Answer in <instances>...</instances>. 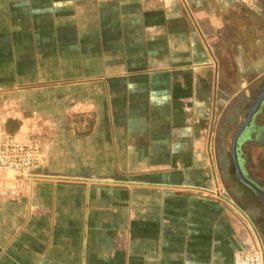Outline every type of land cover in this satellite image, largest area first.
<instances>
[{
	"label": "crops",
	"instance_id": "1",
	"mask_svg": "<svg viewBox=\"0 0 264 264\" xmlns=\"http://www.w3.org/2000/svg\"><path fill=\"white\" fill-rule=\"evenodd\" d=\"M232 1L0 0V130L43 156L20 198L0 196V264H235L254 248L248 192L214 154L219 112L264 65Z\"/></svg>",
	"mask_w": 264,
	"mask_h": 264
},
{
	"label": "rangeland",
	"instance_id": "2",
	"mask_svg": "<svg viewBox=\"0 0 264 264\" xmlns=\"http://www.w3.org/2000/svg\"><path fill=\"white\" fill-rule=\"evenodd\" d=\"M232 2H234L233 5L229 6L228 4H223L220 5V7H222L223 11L226 12L231 10L236 11L235 15L237 18L230 20L234 25L244 26L248 24L251 28H255L252 30L249 37L250 44L262 48V41L264 40V7L259 6L257 0H233ZM237 10H240V18H238ZM247 18H249V20H247ZM259 31H262V33L260 34ZM263 52V49H261V51L257 50L259 55L260 53L263 54ZM258 65L255 66V78L259 80L245 83L248 97L240 96L235 98L232 106H228V104L218 114V116L220 115L219 123L223 122L224 126H226L228 129H226V131H222L223 135L218 134V131H216L214 134V138H222L221 141L217 140L215 142L214 154H222L226 158L229 156L231 149L230 145L232 142L231 140L234 136L233 134H235L236 130L242 124L244 116L254 102L258 92L264 88V65ZM236 110H239L238 121L236 119ZM251 131L254 132L251 134L254 139H250L249 136L245 139L243 142L242 153H244L247 158L251 176L264 189V103L252 121ZM222 164L226 170H230V166L227 161L223 162ZM249 218L252 217L250 216ZM255 218L256 220H253V223L250 222L249 224L255 235L256 242L262 244L264 247V228L261 224L259 225L257 216H255Z\"/></svg>",
	"mask_w": 264,
	"mask_h": 264
},
{
	"label": "built area",
	"instance_id": "3",
	"mask_svg": "<svg viewBox=\"0 0 264 264\" xmlns=\"http://www.w3.org/2000/svg\"><path fill=\"white\" fill-rule=\"evenodd\" d=\"M42 162L43 156L36 144L22 143L15 135L0 130V196L7 200L20 198ZM8 174L11 177H6ZM234 263L264 264V247L256 242L253 249L238 251Z\"/></svg>",
	"mask_w": 264,
	"mask_h": 264
},
{
	"label": "flooded vegetation",
	"instance_id": "4",
	"mask_svg": "<svg viewBox=\"0 0 264 264\" xmlns=\"http://www.w3.org/2000/svg\"><path fill=\"white\" fill-rule=\"evenodd\" d=\"M257 3L259 6L264 7V0H257ZM252 123L251 126L244 132L242 135L240 141H239V146H238V156L234 159L231 156V149H230V157L228 160L229 166H230V171L232 172L233 176L235 177L236 181L238 182V185L242 189H246L248 194L245 196L244 192H238L236 194L237 198H239L240 201L243 203L248 204L249 211H252L255 216H257V220L259 225L261 224L264 228V203L262 199L259 197V195L245 182H252L262 190V186L256 182V180L251 176L249 170L250 168L248 167V161L243 151V142L245 139L249 136L250 139H254V137L251 135L254 132L251 131ZM221 164L220 169L223 170V173L226 171L225 167L222 166ZM238 171L241 172V175L238 174ZM244 180V181H243ZM247 197L251 198L250 202H247ZM252 204V205H251ZM255 206V207H252ZM263 209V210H262Z\"/></svg>",
	"mask_w": 264,
	"mask_h": 264
},
{
	"label": "water",
	"instance_id": "5",
	"mask_svg": "<svg viewBox=\"0 0 264 264\" xmlns=\"http://www.w3.org/2000/svg\"><path fill=\"white\" fill-rule=\"evenodd\" d=\"M263 103H264V88L258 92L254 102L252 103L247 113L245 114L242 124L239 126V128L236 130L233 136L231 142V156L234 159L238 156V146L242 135L251 126V123L255 115L259 112ZM238 174L241 175V172L238 171ZM245 182L259 195V197L262 199L264 203V190H262L252 182H247V181Z\"/></svg>",
	"mask_w": 264,
	"mask_h": 264
}]
</instances>
